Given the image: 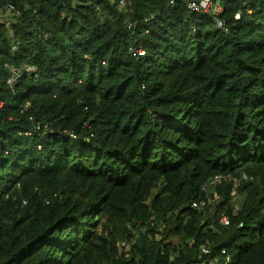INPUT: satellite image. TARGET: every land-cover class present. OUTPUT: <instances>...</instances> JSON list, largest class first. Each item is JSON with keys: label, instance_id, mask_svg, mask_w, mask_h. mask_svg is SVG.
I'll use <instances>...</instances> for the list:
<instances>
[{"label": "trees", "instance_id": "obj_1", "mask_svg": "<svg viewBox=\"0 0 264 264\" xmlns=\"http://www.w3.org/2000/svg\"><path fill=\"white\" fill-rule=\"evenodd\" d=\"M125 1L0 0V264H264V0Z\"/></svg>", "mask_w": 264, "mask_h": 264}, {"label": "built area", "instance_id": "obj_2", "mask_svg": "<svg viewBox=\"0 0 264 264\" xmlns=\"http://www.w3.org/2000/svg\"><path fill=\"white\" fill-rule=\"evenodd\" d=\"M112 3L116 2V0H110ZM175 0H172L174 3ZM188 7L195 12L199 13H207L213 16V18L217 22V26L219 28H223L225 31H228V28L225 24V22L221 19L220 14L223 12V5L218 0H186ZM120 4L122 7L126 6L125 0H120ZM97 9H100V6L97 5ZM21 16V12L11 4L7 3L5 5L0 4V24H3L7 29V38L10 41L11 48L13 51H17L20 46V40L17 37V33L15 30V24L18 23L19 17ZM236 17L238 19L241 18V13L238 12L236 14ZM128 27L130 29L133 28V23H128ZM194 31H197V28H194ZM47 37V36H46ZM130 54L133 56H142L145 54L144 48L142 46H131L130 48ZM5 68L8 70V76L6 79V83L8 87L11 90H15L16 86L18 85L19 81L23 79L24 77H36L39 74V69L34 64H28L23 63L21 65H16L13 63H7L5 65ZM5 101L0 98V110H2L5 107ZM11 119L13 117H10ZM32 119V118H31ZM49 125L47 123L41 124L37 123L36 126L31 131L26 132L27 135H32L37 131L41 130H49ZM67 134L72 137L76 138V135L73 132L67 131ZM222 180V176H216L213 178L208 184H206L204 187L205 189H208L209 187L216 185ZM206 205V201H194L193 207L195 208H201ZM230 218L227 215H224L221 217V223L223 224H229ZM155 223H152L154 225ZM165 227V223H161L160 225V232L157 233L156 238L161 239L163 238V229ZM134 244L133 241L124 240L122 241L120 245V253L121 255H124L125 258H129L131 256L132 246ZM211 252V249L208 246H203L201 248V257L203 254H209ZM231 261V256H226V262ZM206 262L203 261L199 264H205ZM209 264H218V260H210Z\"/></svg>", "mask_w": 264, "mask_h": 264}]
</instances>
